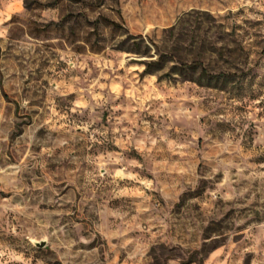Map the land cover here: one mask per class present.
Masks as SVG:
<instances>
[{"label": "rangeland", "instance_id": "1", "mask_svg": "<svg viewBox=\"0 0 264 264\" xmlns=\"http://www.w3.org/2000/svg\"><path fill=\"white\" fill-rule=\"evenodd\" d=\"M0 264H264V0H0Z\"/></svg>", "mask_w": 264, "mask_h": 264}, {"label": "trees", "instance_id": "2", "mask_svg": "<svg viewBox=\"0 0 264 264\" xmlns=\"http://www.w3.org/2000/svg\"><path fill=\"white\" fill-rule=\"evenodd\" d=\"M130 39H133L134 37L129 35ZM126 39V40H129ZM125 40V41H126ZM133 44L136 45L134 47L137 48V46L139 45V41H133ZM124 47V46H123ZM158 47V46H157ZM136 48H125V49H136ZM124 49V48H123ZM138 49V48H137ZM159 64L158 61L155 62H151L148 63L144 72H149L150 70L153 71V66ZM182 68L183 69H192V70H197L200 68V76L199 78H196L197 80H194L195 78H187L193 81H196L197 83L201 84V85H205L208 87H217V84H212V81L214 78H216L218 81H223V82H228L229 79L231 78V74L229 73H225V72H220V73H216V74H211L206 67L203 66V63L200 62L199 60H193L191 63H183L182 64ZM166 75H171V73H166ZM207 81V82H204ZM194 260H189L187 263L192 262Z\"/></svg>", "mask_w": 264, "mask_h": 264}, {"label": "water", "instance_id": "3", "mask_svg": "<svg viewBox=\"0 0 264 264\" xmlns=\"http://www.w3.org/2000/svg\"><path fill=\"white\" fill-rule=\"evenodd\" d=\"M35 243H36V245L39 246V247H43V246H45V244H46L45 241H43V240H42V241H36Z\"/></svg>", "mask_w": 264, "mask_h": 264}]
</instances>
